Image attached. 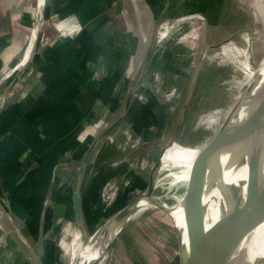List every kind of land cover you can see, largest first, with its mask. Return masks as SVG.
I'll return each instance as SVG.
<instances>
[{"label": "rangeland", "instance_id": "rangeland-1", "mask_svg": "<svg viewBox=\"0 0 264 264\" xmlns=\"http://www.w3.org/2000/svg\"><path fill=\"white\" fill-rule=\"evenodd\" d=\"M34 1L32 19L25 18L21 27L29 29L25 41L19 43L16 51L5 55L0 65V77L10 70L27 44L35 9L40 7L38 13L41 14V5L38 7V0ZM61 1L47 0L34 57L5 104L6 112L13 111L20 105L21 97H28V105L37 102L40 116L38 125L32 127L31 120L23 122L25 135L21 138L15 136L8 141L9 144L3 145L9 159L3 175L10 183L20 176L13 164L16 160L21 162L24 156L35 160L37 168L20 187L12 190L13 205L22 223L30 227L36 225L40 206L49 203L46 229L52 231L49 238L55 237L48 245L57 255L62 254L60 256L67 262L69 256L60 246V239L64 232L70 239L75 227L70 222L69 192L79 160L84 147L100 126L118 112L117 105L108 106L107 103L122 99L123 90L134 78L129 72H138L140 67L146 69L144 75H147L145 79L149 85L146 86L145 97L148 101L143 106L135 102L134 110H140L139 115L132 113L130 118L125 117L89 164L83 195L85 199L89 197L92 200L84 205L85 224L90 229L118 210L129 198L138 197L148 182V171L161 147L177 144L200 146L211 136L251 79H256L250 72L264 59V18L254 25L251 7L256 0H171L168 10H163L167 0H142L150 6L156 3L150 8L152 18L153 15L155 18L151 23L152 44L148 45L146 53L142 41L149 31L135 22L134 17L133 24L130 22L132 14L124 5L127 0H96L95 17H77L76 23L61 15ZM174 17H177L174 24L169 26L171 34L163 39L159 35V25ZM251 26L253 30L256 27L255 33L249 31ZM223 39L228 40L221 43ZM213 44L218 46L211 47ZM197 66L199 74L190 109H186L181 133L173 141L171 133L178 113L177 102ZM142 79L134 82L137 84L135 91ZM34 84H38L36 89H33ZM47 85L54 89L62 87L58 92L63 91L65 97L62 99L68 114L65 119L59 112L62 106L46 89ZM72 91L74 99L68 93ZM51 101L53 106L48 104ZM45 106H49L50 111H46L49 109ZM151 111L159 122L148 121L147 114L152 121ZM54 115H60V119L51 124ZM44 129L50 130L48 136H45ZM53 140L58 144L48 151ZM64 156L65 162L62 161ZM60 158L61 163L70 166L72 173L67 176L65 188L56 186L55 189L48 186V174L53 165L50 161ZM129 160L135 162L132 165L134 170L128 169ZM181 168L163 167L157 171L154 193L166 201L175 193L169 206L183 191V180L176 182ZM64 193L69 200L63 196ZM56 195L60 196L56 202L58 205L53 203ZM90 210L94 212L89 213ZM173 221L165 209L146 201L140 216L124 226L99 264H173L177 253ZM174 225L182 229L176 219ZM183 237L185 245V234Z\"/></svg>", "mask_w": 264, "mask_h": 264}, {"label": "water", "instance_id": "water-1", "mask_svg": "<svg viewBox=\"0 0 264 264\" xmlns=\"http://www.w3.org/2000/svg\"><path fill=\"white\" fill-rule=\"evenodd\" d=\"M41 0H38V7L41 5ZM217 5V3H216ZM34 14L32 27L40 25L41 14L38 9ZM39 30L37 28V33L32 46V52L26 63L18 67L17 71L13 75L12 79L7 83V85L0 92V109L6 104L9 93L18 83L21 74L26 69V67L32 61L34 54L36 52L38 44V34ZM226 39H223V43ZM217 44L211 45V47H216ZM194 81L191 83V88ZM256 86V79H251L248 83L245 92L242 93L240 97L233 103L229 110L224 115L222 121L211 134V136L201 145L198 153L195 155L189 169V175L187 181L184 179V187L182 193L176 198V202L171 206L181 205L183 210L184 218V229L175 228V237L177 243V253L175 255V261L173 264H246L244 255V242L247 235L264 222V163L263 158L255 162L249 173L247 175L245 189L240 190L233 203V210L230 214H225L219 218L212 227L208 230L205 229L203 220V192L205 187V178L207 174L216 173V170L211 162H208L210 154L218 148L231 134V132L239 125L241 120L233 119L240 107L250 103L251 97L253 99H258L257 93H251ZM191 91V89H190ZM253 94V95H251ZM132 100V94L128 93L119 111L114 114L112 119L96 131V133L89 140L82 157L79 160V166L75 176L74 187L72 191V207L74 211V223L80 228L82 235L84 237H90L89 239L95 238L102 232H105L107 227L113 224H119L122 222L124 217L138 208V202L141 196H145L150 199L154 189V180L156 179V174L158 168L162 163V156L166 147H161L158 156L153 160L152 166L149 171L148 182L146 186L145 193L138 197L131 199L128 202H124L123 205L115 211V213L109 217L105 222L100 224L96 230L87 227L83 213V193H84V181L86 178V173L90 161L95 154L96 150L102 143V141L108 137L114 129L119 125V123L124 119V116L128 112L130 103ZM251 100V101H250ZM188 103V97L184 100L181 107L180 115L178 116L177 123L174 129L173 141L177 139L179 129L182 125L183 119L185 118L184 109ZM55 168L52 170V176L54 175ZM1 185V184H0ZM1 188V187H0ZM5 207L7 211H11L10 199L5 197ZM141 208L140 210H143ZM1 201H0V214L5 213ZM5 218L6 226L8 230L14 235L19 243H22L20 235L18 234L16 228L12 224L9 217L3 214L2 218ZM184 232L186 243L184 245ZM243 247V248H242ZM228 259V261H226ZM78 258L75 259L73 264H77ZM255 264H264V258H257L254 260ZM90 264V263H87Z\"/></svg>", "mask_w": 264, "mask_h": 264}, {"label": "bare ground", "instance_id": "bare-ground-1", "mask_svg": "<svg viewBox=\"0 0 264 264\" xmlns=\"http://www.w3.org/2000/svg\"><path fill=\"white\" fill-rule=\"evenodd\" d=\"M40 3L42 25L47 11V0H41ZM167 7L168 4L165 5V9ZM251 8L253 12V22L256 26L261 23L259 22L261 21L260 19L264 18V0H256ZM38 9H40V7ZM180 16H178V19ZM176 18L177 17H174L171 19V21L162 22L159 25V35L163 39L167 38L168 35L171 34V27L169 28V26L170 24H174L173 22L176 20ZM251 24L253 25V23ZM41 25H39V27L36 26V28H32L29 40L22 49L19 57L15 60L14 64H12L10 70L4 75H1L0 92L10 81L13 73L17 71L18 67H21L29 59L32 52L33 42L36 37L37 28L39 29ZM62 26L64 27V24H62ZM255 26L254 30L253 26H251L252 29L249 30L251 34L255 33L257 30ZM227 40L228 39H226L225 42ZM221 43H223V41ZM151 44L152 43L150 41L148 45ZM148 45L145 50L146 53L148 52ZM143 72L145 73L146 69L143 70ZM250 74L251 76L256 77V86L251 93H257L259 90L260 93H258V99H253V97H251L252 101L250 100V103L239 108L233 118L235 120H241L239 125L235 126L236 128L231 132L230 136L220 146H218V148L215 149L208 158V162H211L214 168L218 171L214 176L211 174V172H209L206 176L207 178H205V190L203 192L202 202L203 222L206 230H208L209 227H212L211 225H213V223H215L223 215L227 213L230 214L232 212L233 203L235 202L238 192L245 189L247 175L252 165L262 158L264 163V59L258 68L252 70ZM141 76L139 74L140 78L137 79H141ZM147 85L149 84L147 80L144 79L136 91V85L134 84L129 92L132 94V96H135L136 102L141 106L145 105L144 96L142 98L141 95L136 93L141 87V92L145 93L144 88L146 89ZM146 91L148 90L146 89ZM129 113L126 115L127 119L132 115L131 112ZM208 124H210V122H208ZM111 135L112 134H110L109 137H111ZM200 147L201 145L187 146L182 144H177L173 147H167L164 150L162 163L158 168V171L163 167L167 168L172 166H181L182 168L179 172L176 182H179L182 179L187 181L190 165L195 155L198 153ZM156 183L157 182L155 179L154 189L155 185H157ZM146 186L147 183L140 193V196L145 193ZM154 189L150 199H147L145 196L140 197L138 208L141 209L146 207V201H149L153 203V205L165 209L166 212L172 217L174 222L176 219L179 222L181 228L184 229L185 226L181 205L176 207L169 206L175 197V193H173L169 200L166 201L160 195L154 193ZM129 200H131V198H129L128 201ZM140 209H136V211L128 213L121 223L108 226L105 232L100 233L92 239H89L91 236L84 237L79 227H74V231L70 239L67 238L68 235L64 232L60 239V246L63 248L64 253L69 256V260L66 262L62 257L60 264H73L76 258H78L77 264L101 263L104 259L105 253L109 249L111 242L114 241L124 226L140 216ZM114 213L115 211H113L106 219L101 222H105ZM101 222H99L93 228V232L100 226ZM243 245L246 264H255V259L264 258V222L247 235L244 242H242V246ZM226 261H228V259Z\"/></svg>", "mask_w": 264, "mask_h": 264}, {"label": "crops", "instance_id": "crops-1", "mask_svg": "<svg viewBox=\"0 0 264 264\" xmlns=\"http://www.w3.org/2000/svg\"><path fill=\"white\" fill-rule=\"evenodd\" d=\"M34 2H35L34 0H0V65L2 63V60L5 58L6 54H8L9 52H12V51H16L19 43H21V42L23 43V41H25V38L27 36L26 34H27L28 30H24L21 27L24 24L23 20H25V18H28V20L32 19V12H33L34 7H35ZM164 3L165 4H164L163 10L165 9L166 4H168V7L165 10H168L172 4V1L167 0ZM124 5L126 8V11H129L132 14V18L130 19V22L133 24V17H134L135 22L139 23L143 28L144 27L147 28L149 31L148 35H146V37L143 36L144 39L142 41V46L145 44V50H146L147 45L150 43V37H151L152 30H153L151 27L152 26L151 23L155 18L154 15L152 18V13L150 12V8L152 6L155 7L156 3L152 6H150L148 4L146 5V3L144 1L142 2V0H127V2ZM59 6L62 7V8H59V10H61V15H63L65 17V19L69 20L71 23H76L77 17H81L82 19H85L87 17H93L94 18L95 17L94 15H95V13L97 11V7H98L96 5V0H62L60 2ZM74 9H75V12H74ZM76 9H77V11H76ZM138 48H141V46L139 45ZM20 49L17 50L16 55L19 53ZM135 52L137 53V51H135ZM90 53H91V55H94V53H92V52H90ZM37 57H39V56H37ZM159 67L160 66H158V69H159ZM143 70L144 69L141 67H140L138 72H136L135 70L134 71L131 70L129 72V74L131 73V76L133 75L134 78H133V81H131L129 83V85L125 88L126 90H123L122 99L121 100L116 99L117 101L115 100L114 103L108 102L107 105L110 106V105L115 104V105H117L118 111H119V105H120L119 103H121L120 101H122V103H121V106H122V104L125 100V97L130 92L131 88L134 85V82L136 81L137 78H140L139 74H140V76L143 75V76H141L143 78L142 80H144L146 78L147 75L146 76L144 75ZM198 74H199V69L197 66L196 70H194V72L190 74L188 86L186 87L184 94H182L180 101L177 102L178 113L176 114V118L174 120L175 123H174V127H173V130L171 133L172 139H173V135H174L175 125L177 123L178 116L180 115V112H181V107L184 103V100L187 97H188V103L184 109V115H186V109H188V110L190 109L189 106H190L191 99L193 98V95H194L195 87L197 84ZM49 78H51V77H49ZM193 81H194V83H193L192 88H191V83ZM36 85H38V84L33 85V89H36ZM135 87L137 88V84ZM61 88L62 87H59V89H54L50 85L46 86V89L49 91V93H51L55 97L57 103L60 106H62V107H60L59 112L61 113V116L65 119V117L68 114L66 115L67 108H65L64 100H62L65 98L63 96V91L58 92V90H60ZM141 89H142V87L138 90V92L136 94H138V95L143 94V96L145 97L146 92L142 93ZM190 89H191V91H190ZM73 91L71 93L68 92L70 94V97H72V99H74V96H75L73 94ZM144 91H145V88H144ZM27 98L28 97H24V96L21 97L19 99L20 105L17 107V109H15L13 111H7L6 112L4 110L5 105L0 109V142L2 144V145H0V184H1L0 185V187H1L0 188V201H1L4 209L6 210L5 213L0 214V264H60L63 256L61 257L60 256L61 254L57 255V253L52 250V247L49 248V245H48V242L50 241V239L52 238L51 241H54V237H55L53 235V236H51V238H49L50 237L49 234L51 235L52 231L50 232L49 230L47 231V229H46V219L48 217V213L50 210L49 203L48 204L43 203L40 206L39 215H37L38 219H37L36 225H33L34 227L33 226L27 227L22 223V221L17 216L16 209L14 208V205H13L14 199L12 198V196H13L12 190H15L16 188L20 187L25 182V180L30 176L29 174L35 168H37V164H36L35 160L30 158V157H27V156H24V158H22L23 160H21V162L20 161L18 162L16 160V162L13 164H15L14 165L15 168L19 170L20 176L19 175H18L19 177L16 176L17 179H15V180L13 179L12 182L10 181V183L7 181V177H5L3 175V172L5 170V166L9 162V159L5 155L6 150H4L3 145L9 144L8 141L10 139L15 138V136L16 137L18 136V138H21L22 135H25L24 129H23L24 126L22 124L23 122L31 120L30 122L33 123L32 127H35L36 125H38L36 123L39 120L38 116H40V107L37 106V102L34 104H33V102H31V104L28 105L27 104ZM144 99H145V102L148 101L146 97ZM135 100H136L135 96H132L130 107H129L126 115H128L129 112H131V114L133 113V115L134 114L139 115L140 110L139 111L134 110V105L136 104ZM48 104L53 106L52 101L49 102ZM32 105H35V106L32 107ZM107 105H106V107H107ZM45 108L49 109L50 107L45 106ZM46 111H50V109L46 110ZM135 111H137V112H135ZM151 112H153L152 121H151V119H149V115L147 114L148 121L153 122V123L159 122V119H157V117L155 116L154 111H151ZM53 113H56V112H53ZM144 113H145V111H144ZM126 115L124 116V118L126 117ZM59 116L54 115L51 118L50 123L55 124L58 121V119H60ZM67 119H68V121L70 120L68 117H67ZM184 120H185V118L183 119V121ZM70 126H72L71 123H70ZM181 129H182V125L179 129L177 137H179V135L181 133L180 132ZM44 130H45L44 131L45 136H48L50 130H48V129H44ZM63 138H65V137H63ZM106 140H107V137L102 141V143L100 144V146L96 150L95 154L93 155V157L90 161L91 163H92L93 159L96 158L97 152L99 151L100 147L104 143L106 144ZM57 144L58 143L56 141L54 142V140H53L52 144L48 145V151H49V149H50V151L52 149H54V147ZM85 148H86V146L84 147V149ZM84 149H83V152H84ZM158 153H159V150L157 152V156H158ZM63 160L65 162L66 156H64V158H62V161ZM60 161H61V158H60V160H54L53 159L50 161V164H53V165H52L50 173L48 174V186L53 187L55 189H56V186H61V187L65 188L66 183H67L66 182L67 176H68V174L72 173V171L69 170L70 166L64 162L61 163ZM129 161H132V160H129ZM129 161H127V164H129L128 169L131 171L133 169L132 165L135 162L132 161L129 163ZM50 164H49V166H50ZM54 167H56L55 172H54L53 177L51 178L52 170ZM122 167L123 166H121L120 168H122ZM89 168H90V165L88 166V170H89ZM124 168H126V167H124ZM149 171H150V169H149ZM149 171H148V176H149ZM121 172H123V170ZM117 173H119V172H117ZM113 174H115V173H113ZM86 176H87V173H86ZM113 177H115V175H113ZM73 187H74V183H73V186L69 192V194H70V205H71V207H70L71 208L70 209V222H72V225L77 227L74 223V220H73L74 219V211H73V207H72ZM65 195H66L67 200H69L68 195L66 193H64L63 196L65 197ZM5 197L10 199L11 211H7V209L5 207ZM54 197L56 198L55 200H53L54 201L53 203L55 204L56 202H58V200H59L58 198L60 196L57 197V195H56ZM90 201L92 202V200H90L89 197L85 199V197L83 195L82 203H83L84 218L86 217L85 211H84V205H86L85 202L90 203ZM52 206L55 207V205H52ZM92 212H94V211H91V210L89 211V213H92ZM3 214H5L11 220V222L14 225V227L16 228L18 234L20 235L22 243H19L17 241V239L14 237V235L8 230V228L5 224L6 223L5 218L4 217L2 218ZM85 228L87 231L88 230L87 226ZM87 232H89V231H87ZM55 247H57V246H55Z\"/></svg>", "mask_w": 264, "mask_h": 264}]
</instances>
